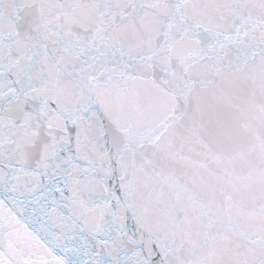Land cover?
I'll return each mask as SVG.
<instances>
[{
	"label": "snow or ice",
	"instance_id": "6c2138e0",
	"mask_svg": "<svg viewBox=\"0 0 264 264\" xmlns=\"http://www.w3.org/2000/svg\"><path fill=\"white\" fill-rule=\"evenodd\" d=\"M0 264H264V0H0Z\"/></svg>",
	"mask_w": 264,
	"mask_h": 264
}]
</instances>
